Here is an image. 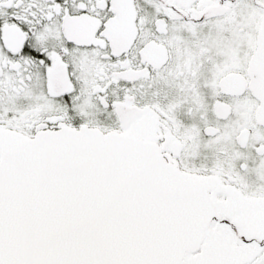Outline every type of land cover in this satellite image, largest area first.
<instances>
[{
  "label": "snow or ice",
  "instance_id": "obj_1",
  "mask_svg": "<svg viewBox=\"0 0 264 264\" xmlns=\"http://www.w3.org/2000/svg\"><path fill=\"white\" fill-rule=\"evenodd\" d=\"M0 264H264V0H0Z\"/></svg>",
  "mask_w": 264,
  "mask_h": 264
}]
</instances>
